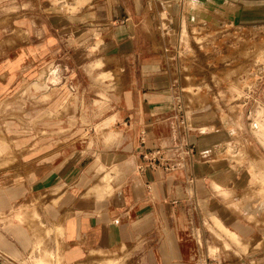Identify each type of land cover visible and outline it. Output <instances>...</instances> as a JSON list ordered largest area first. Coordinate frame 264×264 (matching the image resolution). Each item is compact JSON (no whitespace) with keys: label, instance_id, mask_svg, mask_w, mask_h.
Wrapping results in <instances>:
<instances>
[{"label":"crops","instance_id":"0c3cea01","mask_svg":"<svg viewBox=\"0 0 264 264\" xmlns=\"http://www.w3.org/2000/svg\"><path fill=\"white\" fill-rule=\"evenodd\" d=\"M87 1L75 0V3ZM157 1L162 0H90L92 6L86 5L80 12L71 14L60 0H0V103L21 90L24 82L27 86L38 85L41 73L51 81L60 80L46 82L49 91L66 88L90 102L98 98L95 91L103 93V89L96 87L88 76L90 66L92 63L96 67L104 66L118 78L120 98L110 102L114 113L99 119L90 116L86 122L98 121L106 127L113 119L116 125L124 122L129 124V136L138 142L136 147L126 148L120 142L106 153L111 161V172L118 175L116 189L112 191L108 184L110 175H114L110 173L102 177L104 187L95 188L93 194L98 201L104 194L114 193L111 202L98 204L85 200L77 204L66 197L60 208L53 207L58 199L56 191L69 193L78 183L81 172L91 164L81 167L80 160L76 161L69 151L65 156H59L53 150L48 153L43 145L35 147L33 152H24L26 157L34 153L30 155L34 157L26 158L16 167L24 193L16 199L9 194H0V208L6 207L7 219L18 231H24V238H19L24 247L18 245L13 236L6 235L0 226V261L1 258L3 261L0 264L10 263L15 250L26 257L33 243L36 246L42 244L45 231L50 233L45 242H50L48 248L55 251L59 229L65 234L66 258L70 263L82 260L80 255L86 250L106 252L125 246L131 252V258H136V264H150V252L158 264H194L197 247L193 210L197 212L199 201L206 204L211 218L237 236L240 243L237 250H246L247 244L241 237L245 229L237 232L229 228L236 229L239 220L229 208L220 204L212 187L214 183L219 191L233 199L235 191L252 192L250 174L235 180L232 169L219 159L214 165L209 160H200L206 154L215 159L224 144V155L228 160L238 162L244 158V153H233L225 142L230 138L228 132L214 130L220 122L218 118L205 112L199 114L194 122L206 131L212 130L200 134L189 128L183 111L187 119L185 138L193 149L184 168L174 172L152 170L143 159L148 150L171 145L177 135L170 117L179 87L171 81L175 72L167 65L168 57L162 46L178 43L176 37L182 31L181 1L184 0L172 4L166 2L167 27L163 30ZM189 1L194 2L198 10L211 5L232 16L237 15L238 24L234 26L239 30H255L264 23V0ZM164 30L171 33H164ZM96 42L100 45L92 52L88 43L94 45ZM99 73L103 72L93 74ZM176 73L178 75V71ZM159 74L167 75L168 80L156 77ZM230 123L234 125V121L230 120ZM116 128L122 132V125ZM232 132L237 134L238 130L232 128ZM146 135L150 138V148L141 146ZM35 137L40 141L46 139L42 135ZM248 163L249 172L255 165L264 170V159L257 154ZM229 180H233L230 187L227 185V189H222ZM248 180L250 187H247ZM257 186L264 187V183ZM241 201L245 203L242 210L246 215L264 214L261 211L250 214V208H246L251 203H260L261 197L248 193ZM22 222L25 223L24 230ZM32 232H35L34 236ZM161 233L166 236L162 244L150 242ZM229 243L225 238L226 248ZM210 250L214 251L212 247ZM50 255L44 248L35 264H49ZM255 259L262 264L264 257L259 255ZM237 264H251V261Z\"/></svg>","mask_w":264,"mask_h":264},{"label":"rangeland","instance_id":"374dc122","mask_svg":"<svg viewBox=\"0 0 264 264\" xmlns=\"http://www.w3.org/2000/svg\"><path fill=\"white\" fill-rule=\"evenodd\" d=\"M60 1L71 14H76L82 7L91 4L90 0L80 4H76L75 0ZM167 1H171L172 4L178 0L156 2L162 30L167 27L168 10L165 8ZM181 3L182 31L176 37L178 43H165L162 47L165 46L167 65L175 72L171 76V81L179 87L177 95L182 99L189 128L197 130L200 134L210 132L212 130H204L201 125L194 122V119L203 112L215 116L220 122L214 130L228 132L230 138L225 142H228L231 151L235 154L244 153V158L238 162L228 160L224 155V144L219 148L215 159H211L210 154H206L200 160H209L210 164L214 165L219 159L221 163L232 169L235 180L250 174L253 186H249L251 184L248 180L247 187H250L252 192L235 191L234 200L219 191L214 183L212 187L221 201L220 204L222 203L224 208H229L239 220L236 229L231 228L232 226L229 228L237 232L241 228L245 229L241 237L247 244L246 250L244 252L237 250L236 246L240 245L232 242V239H227L230 243L228 248L225 247L226 235L215 227V219H211L206 204L199 201L196 206L197 212L193 210L196 228L194 238L197 247L195 258L199 256L202 259H214L219 264H237L244 260H250L251 264H259L255 257L259 255L264 257V214L255 217L246 215L242 210L245 203L241 199L248 193L261 197L260 203H251L246 208L247 210L250 208V214L264 212V187L257 186L258 183H264V170L258 169L257 165L252 167L250 172L248 169V161L254 155L257 154L264 159V23L255 30H239L234 26L238 24V16H232L222 8L210 5L199 11L198 6L192 1L184 0ZM163 32L171 33L167 30ZM99 45L100 42L94 45L88 43L92 52L98 50ZM89 70L88 76L94 80L96 87L103 89V93L95 91L98 98L90 102L74 95L72 90L66 88L49 91L46 82L56 83L60 80L55 78L51 81L41 73L38 76V85L27 86L24 82L21 90L0 103V194H9L16 199L24 193L16 167L26 158L34 157L30 156L34 153L26 157L24 152H33L35 147L43 145L48 153L53 150L54 154L59 156H65L69 151L76 161L80 160L81 167H84L83 164H91L85 172H81L78 183L69 193L60 189L56 191L58 199L53 203V207L60 208L66 197L67 200L74 199L77 204L85 200L105 204L114 198V193H108L97 201V197L93 194L95 188L104 187L102 177L110 173L114 175H110L112 178L108 184L112 187V191L115 192L116 189L118 175H115V171L111 172L109 168L111 161L106 153L114 149L116 144L119 146L120 142L123 148L136 147L138 142L129 136V124L126 125L124 122L117 124L122 125V132L116 128L114 119L108 127L98 121L86 122V118L90 116L99 119L100 116L107 117L114 113L110 102L113 98H120L118 78L110 73L109 69L104 66L96 67L92 63ZM100 71L103 73L93 74ZM156 77L168 80L165 74ZM123 98H125V90ZM254 118H258V123L262 124L263 129L258 125L257 130H251ZM230 120L234 121V125H231ZM231 127L238 130L237 134L232 132ZM146 132L145 130L144 133ZM41 135L46 139L40 141L35 137ZM256 137L262 139L260 140L262 145ZM141 146L150 148V138L147 135ZM123 160L124 163L127 162L125 154ZM123 173L126 174L125 171ZM232 181L226 182L222 189L230 187ZM6 210V207L0 208V226L6 235L13 236L18 245L24 247L22 242H19V238L25 236L24 231H18L12 221L7 219ZM16 220L18 221L17 218ZM24 225L25 223L22 222L23 230ZM49 234L45 231L42 234V244L36 246L33 243L26 257L15 250L10 263L5 262V264H35L44 248L51 254L48 258L49 264H136V258H131V252L125 246L106 252L86 250L80 255L82 260L70 263L66 258L68 246L64 241L65 234L59 229L56 235V249L53 252L48 248L50 242H45ZM34 235L35 232H32V236ZM165 237L161 233L156 240L154 237L150 239V242L159 245L163 243ZM210 247L214 251H211ZM0 262H3L2 258ZM158 262L150 252V264H158ZM261 263L264 264V259Z\"/></svg>","mask_w":264,"mask_h":264},{"label":"built area","instance_id":"2783aa9c","mask_svg":"<svg viewBox=\"0 0 264 264\" xmlns=\"http://www.w3.org/2000/svg\"><path fill=\"white\" fill-rule=\"evenodd\" d=\"M172 129L176 135L169 146L157 147L148 150L143 156L150 169H162L165 172H174L185 167L188 158L193 155L192 146L185 138L187 119L183 113L180 96L174 95V110L170 117ZM196 256V254H195ZM194 264H219L214 259L196 257Z\"/></svg>","mask_w":264,"mask_h":264},{"label":"bare ground","instance_id":"6f19581e","mask_svg":"<svg viewBox=\"0 0 264 264\" xmlns=\"http://www.w3.org/2000/svg\"><path fill=\"white\" fill-rule=\"evenodd\" d=\"M34 89H36L35 88V85H34ZM40 89V88H39ZM29 91V90H28ZM255 120H252V123H251V130H257V128H258V125H260L259 123H258V118H254ZM255 121L257 122V123H255ZM262 125V124H261ZM260 125V127L262 128V126ZM264 128V127H263ZM262 128V129H263ZM261 131V130H260ZM263 133V132H262ZM227 147V146H226ZM213 218V217H212ZM211 218V219H212ZM213 220H214V218H213ZM212 220V221H213ZM216 223H215V227H217V229H219L221 232H223V234H225L226 235V237H227V239H232V242H234L235 244H237V245H240V243H239V240H238V238H237V236L234 234V233H232V232H230L228 229H226L218 220H214ZM213 221V222H214ZM214 224V223H213ZM214 226V225H213ZM246 247V246H245Z\"/></svg>","mask_w":264,"mask_h":264}]
</instances>
